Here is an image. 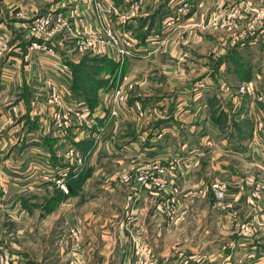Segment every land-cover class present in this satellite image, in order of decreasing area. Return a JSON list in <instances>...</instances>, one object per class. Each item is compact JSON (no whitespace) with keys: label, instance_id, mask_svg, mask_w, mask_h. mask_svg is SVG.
I'll return each instance as SVG.
<instances>
[{"label":"crops","instance_id":"crops-1","mask_svg":"<svg viewBox=\"0 0 264 264\" xmlns=\"http://www.w3.org/2000/svg\"><path fill=\"white\" fill-rule=\"evenodd\" d=\"M0 1L14 17L15 34L19 29V37L12 38L8 29L12 23L8 26L0 19V33L9 37L6 54H0V190L33 191L34 185L47 181L57 186L52 178L70 167L66 159L70 147L86 155L82 171H87L105 150L111 152V142H120L114 151L116 168L119 165L114 190L134 202L132 218L116 221L115 242L124 248L120 264L135 258V245L156 251L160 264H264V101L238 92L247 83L264 91V0H45L54 2L47 12L53 24L51 34L39 38L33 37L30 23L46 13L34 16L37 6L23 10L12 0ZM78 1L81 6L65 8ZM96 2L113 5L108 26L114 31L132 32L138 42L153 35L164 43L122 64L114 55L80 51L86 33H97V40L108 41L97 24ZM135 2L140 3L137 13L123 23L121 15L130 12ZM183 4H189L190 10L177 16L176 9ZM169 19L175 21L173 26L168 25ZM78 21L85 28L83 34L71 29L80 26ZM66 31L76 38V51L63 41L56 42V36ZM32 41L54 50L56 56L30 50ZM86 55L106 57L119 65L115 86H132L129 106L120 119L106 121L103 104L113 88L108 86L99 91L98 107L92 111L96 124L89 127L73 115L69 127L59 129L54 116H63L67 110L48 102L51 88L46 83L54 78L57 58L68 65L79 64ZM235 61L251 70L249 81H240ZM200 81L209 88L198 93ZM63 92L68 103H82L73 93L71 97ZM135 104L142 106V116ZM220 112L228 117L223 126L214 119ZM86 141L93 142L92 152L76 147ZM154 162L167 175L175 174L180 185L177 194L121 182L126 170H148ZM45 166L51 171L43 172ZM93 173L86 186L99 174ZM219 178L229 183L222 202L210 189ZM167 205L174 211L172 218ZM88 217L92 218L91 213ZM247 224L255 226L253 233L243 231ZM72 239L78 245L81 238L79 242ZM88 241L83 244L85 250ZM83 247L78 256L73 248V260L84 255ZM12 256V264H25Z\"/></svg>","mask_w":264,"mask_h":264},{"label":"rangeland","instance_id":"rangeland-1","mask_svg":"<svg viewBox=\"0 0 264 264\" xmlns=\"http://www.w3.org/2000/svg\"><path fill=\"white\" fill-rule=\"evenodd\" d=\"M12 1L15 4H19L20 9L23 8V10H32L34 6H37V11H34L36 15L34 16L49 12L51 6L54 5V2L45 0ZM81 4L82 2L79 1L68 3L65 8L72 10L77 5L81 6ZM5 8L6 5L0 3V19L6 20L8 26L12 23L10 25L12 29L10 27L8 29L12 33V38L17 39L19 37V29H17V34H15L14 17ZM30 13L32 12L30 11ZM74 27L78 28L80 34L85 32L82 23L79 27L72 25L71 29L73 31L75 30ZM4 30L2 29V31ZM2 33L4 32L0 33V37H4ZM75 40L76 38L68 31L56 36V42H65L68 49L75 50ZM3 53L6 54V51ZM155 76L156 79L159 78L158 75ZM159 82L165 84L161 77ZM123 83H125L124 78ZM126 85V90L132 89L130 84L127 83ZM134 87L135 84L133 89ZM110 144L113 145L110 146L112 153L110 152V154L108 150H105L98 161H95L93 169L84 170L85 173L87 172L88 177L93 172H99V174L94 175V177L92 175V181L88 186H86L88 181V177H86V180L73 195L62 193V190L61 192L57 186H52V183L48 181L47 183L34 185V180H31L33 183L30 184L34 185L33 191L25 192L20 191L21 189H7L8 191L4 192L1 189L0 254L7 250L10 254L19 256V260H23L22 262H25V264H120V253L124 248L115 242L117 236L116 221L121 217H125L128 220L132 218L134 202L132 198L128 197L127 193V196H125L124 192L115 194L113 177L114 173L119 170V165L117 164L116 168L114 151L115 149L117 150L121 143L111 142ZM93 149L95 148H92L90 152ZM86 161L85 158V163ZM59 166L61 165L59 164ZM84 166L86 165L84 164ZM134 171L129 169L124 173H137V170ZM215 181H226V178H219ZM121 182L123 183V179ZM123 184L125 185V183ZM128 186L132 187L130 183H128ZM23 187L21 188L24 189ZM18 203L27 207L22 206L23 208L21 209L19 205H16ZM90 213L92 218L88 217ZM173 216L174 213L170 218ZM72 229L80 231V242L75 240L79 242L78 245L72 242ZM88 238L90 243L85 250L83 244L86 246ZM80 247L85 250L84 255L80 259L76 258L73 260V248H75V253L78 256L82 252L79 249ZM134 257V259L129 258L123 264H160L156 251L154 252L150 249L148 251L146 249L140 250L136 245ZM74 261L76 262L74 263ZM179 264L192 263L187 261Z\"/></svg>","mask_w":264,"mask_h":264},{"label":"built area","instance_id":"built-area-1","mask_svg":"<svg viewBox=\"0 0 264 264\" xmlns=\"http://www.w3.org/2000/svg\"><path fill=\"white\" fill-rule=\"evenodd\" d=\"M139 2H135L131 6V11L122 14L121 20L123 23H127L129 20L130 14H136L139 9ZM96 8H98V16H97V24L100 29L106 33L108 37V41H100L97 40V33H86L88 37L80 41L79 50H93L97 53L104 54L107 56H116L117 60L122 64L129 57L135 56L141 53H148L150 49H157V44L164 43V41H160L156 38V36H150L145 39L144 42H138L132 34V32L120 34L118 31H114L112 28L108 26V23L111 22L110 13L113 10V5L109 4L103 6L101 3H95ZM190 10L189 4H183L181 7L176 9V15L185 14ZM22 16V14H19ZM62 18H59L61 21ZM169 26H173L175 21L173 19H169ZM53 24V18L51 14H44L39 18H36L30 23V29L33 34V37L39 38L41 35H50L51 34V26ZM4 37L0 40V54L6 49V41L9 39L7 34H3ZM90 36V37H89ZM107 43V44H106ZM106 47L107 50L105 49ZM30 50L32 51H47L51 56H56L54 50L48 49L46 45L40 44L38 41H32L30 45ZM57 58V57H56ZM54 78H50L48 80L47 85L51 88V92L48 93V102L51 105H55L58 107H62L67 112L63 116H54L56 119L57 127L59 129H65L69 127L72 116L75 115L81 121L92 127L95 123V119L92 118L93 112L88 108L85 103L72 104L71 101L68 103L64 96L63 91H67L69 96H72L71 92V84H72V70L70 66L63 61L61 58H57L56 63L54 64ZM197 92H203L209 88V84L206 82L200 81L197 86ZM61 91L63 93H61ZM238 92L241 94H248L255 96L258 101H264V91L255 86L253 83L242 84L238 88ZM66 95V94H65ZM106 112H105V120H117L120 119L121 112L128 108L129 106V94L128 90L122 84H118L117 86L110 89L107 98H105ZM135 111L142 116L144 114V110L140 104H135ZM13 117H17V114L13 115ZM11 121L14 118H10ZM263 126L259 124V128L261 129ZM73 147H70V154L66 157L67 164L70 166L66 169H63L58 172L57 176L52 178V181L55 182L57 187L62 190L64 193H68V187L65 184V179L68 177L71 166L74 167V172L77 174L78 172H82V167L85 164L86 155L76 154L73 150ZM159 162H154L151 164V167L148 170H138L137 173H124L122 176L124 183H130L132 186L136 184H144L146 186H152L156 190H171L172 194H177L179 191V187L175 180V175L170 174L167 175L165 170L159 167ZM51 169L49 166H45L43 172H50ZM263 187H261L262 189ZM211 191L214 193L215 197L219 201H224L226 199V194L229 189V183L227 181H215L210 186ZM0 202V209H1ZM166 210L169 216H171L174 211L170 206H166ZM1 212V210H0ZM255 226L253 224H247L244 226L243 231L246 234H251L254 232ZM72 236L75 240H79L80 231L78 229H72ZM14 262L13 256L6 250L1 252L0 254V264H12Z\"/></svg>","mask_w":264,"mask_h":264},{"label":"trees","instance_id":"trees-1","mask_svg":"<svg viewBox=\"0 0 264 264\" xmlns=\"http://www.w3.org/2000/svg\"><path fill=\"white\" fill-rule=\"evenodd\" d=\"M235 65L237 67L236 72L240 81H249L251 70L247 69L240 61H235ZM69 66L73 75L71 91L74 97L77 100L84 102L91 111H94L96 107H98L99 91L108 86L114 87L116 85V78H114V76L119 65L106 57H91L90 55H86L79 64L69 63ZM104 75L109 77L107 78ZM1 76L2 68L0 66V89ZM214 119L222 126L228 122L227 115L222 112L217 116H214ZM76 147L80 151L86 153L93 148V142H80L79 144H76ZM86 177H88V174L87 172L85 173L84 170L76 174L74 168H71L68 177L66 178V185L70 195L76 193L77 189H79L84 180H86Z\"/></svg>","mask_w":264,"mask_h":264}]
</instances>
